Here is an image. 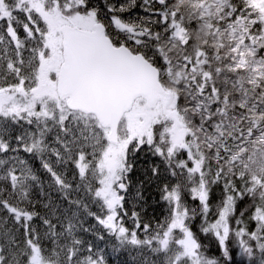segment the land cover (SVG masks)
I'll list each match as a JSON object with an SVG mask.
<instances>
[{
	"label": "snow or ice",
	"instance_id": "6c2138e0",
	"mask_svg": "<svg viewBox=\"0 0 264 264\" xmlns=\"http://www.w3.org/2000/svg\"><path fill=\"white\" fill-rule=\"evenodd\" d=\"M120 253L264 264V0H0V264Z\"/></svg>",
	"mask_w": 264,
	"mask_h": 264
},
{
	"label": "trees",
	"instance_id": "16d2710c",
	"mask_svg": "<svg viewBox=\"0 0 264 264\" xmlns=\"http://www.w3.org/2000/svg\"><path fill=\"white\" fill-rule=\"evenodd\" d=\"M35 167L39 168V162L37 161L35 163ZM40 174L43 178H46L43 174V170H40ZM155 195V193H153ZM149 203L151 204V197L149 198ZM153 208H155V214L157 216L162 214V206L161 205H154L153 207L149 208V214H153ZM90 238V237H89ZM110 251V249H109ZM110 264H132V257L129 256L127 253H120V254H114L110 257Z\"/></svg>",
	"mask_w": 264,
	"mask_h": 264
}]
</instances>
